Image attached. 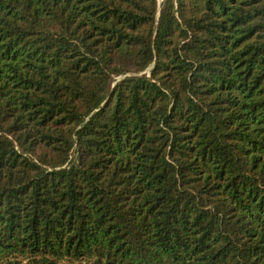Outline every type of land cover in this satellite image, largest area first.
Here are the masks:
<instances>
[{"label": "trees", "instance_id": "16d2710c", "mask_svg": "<svg viewBox=\"0 0 264 264\" xmlns=\"http://www.w3.org/2000/svg\"><path fill=\"white\" fill-rule=\"evenodd\" d=\"M0 264H264V0H0Z\"/></svg>", "mask_w": 264, "mask_h": 264}, {"label": "rangeland", "instance_id": "374dc122", "mask_svg": "<svg viewBox=\"0 0 264 264\" xmlns=\"http://www.w3.org/2000/svg\"><path fill=\"white\" fill-rule=\"evenodd\" d=\"M160 1H162V0H160Z\"/></svg>", "mask_w": 264, "mask_h": 264}]
</instances>
